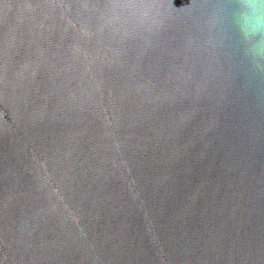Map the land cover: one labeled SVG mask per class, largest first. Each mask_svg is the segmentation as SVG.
Masks as SVG:
<instances>
[{
  "label": "water",
  "instance_id": "water-1",
  "mask_svg": "<svg viewBox=\"0 0 264 264\" xmlns=\"http://www.w3.org/2000/svg\"><path fill=\"white\" fill-rule=\"evenodd\" d=\"M0 264H264V0H0Z\"/></svg>",
  "mask_w": 264,
  "mask_h": 264
}]
</instances>
